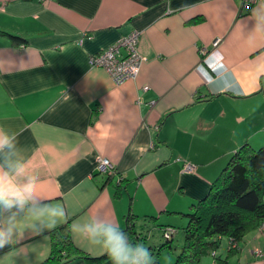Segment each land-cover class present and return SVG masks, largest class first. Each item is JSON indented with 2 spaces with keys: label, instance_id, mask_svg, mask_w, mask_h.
Returning a JSON list of instances; mask_svg holds the SVG:
<instances>
[{
  "label": "crops",
  "instance_id": "0c3cea01",
  "mask_svg": "<svg viewBox=\"0 0 264 264\" xmlns=\"http://www.w3.org/2000/svg\"><path fill=\"white\" fill-rule=\"evenodd\" d=\"M257 2L0 0V127L17 134L37 196L65 206L67 220L56 227L66 224L77 251L104 254L71 228L94 216L136 231L139 218L165 213L166 224L183 227L178 212L207 192L228 158L243 143L264 145ZM132 30L140 31L141 62L116 83L91 56ZM98 157L114 173L98 172ZM53 229L25 231L26 255L5 248L0 264H42ZM220 243L215 255L226 264H264L253 252L264 250V230H251L232 251L228 238ZM76 255L68 251L61 264H111Z\"/></svg>",
  "mask_w": 264,
  "mask_h": 264
},
{
  "label": "trees",
  "instance_id": "16d2710c",
  "mask_svg": "<svg viewBox=\"0 0 264 264\" xmlns=\"http://www.w3.org/2000/svg\"><path fill=\"white\" fill-rule=\"evenodd\" d=\"M3 32L15 43L26 42L25 37L19 34ZM178 213L186 218V223L182 228L183 245L174 264H199L201 258L210 253L214 256L215 264H226V258L215 255L221 237L228 238L227 249L232 251V243L241 240L264 222V145L253 148L250 144L243 143L228 158L207 192L192 202L188 210ZM164 226L162 235L166 232ZM128 227L126 232L134 238L137 230L131 224ZM51 234V253L42 264H61L64 259L69 258L68 251L77 253L75 257H84L91 263L108 257L105 253L88 256L77 251L66 224L56 227ZM172 239L173 237H166L164 244L170 246ZM154 264H158V261L155 260Z\"/></svg>",
  "mask_w": 264,
  "mask_h": 264
},
{
  "label": "clouds",
  "instance_id": "9594fccd",
  "mask_svg": "<svg viewBox=\"0 0 264 264\" xmlns=\"http://www.w3.org/2000/svg\"><path fill=\"white\" fill-rule=\"evenodd\" d=\"M252 17L254 30L264 33V0H258ZM230 91L239 94L236 89ZM67 216L63 204L46 202L37 196L36 181L28 175L17 134L0 127V250L8 248L15 256H25L21 244L25 231L39 235L66 221ZM71 228L90 246L102 250L111 264H154L151 250L132 241L112 220L94 216L74 222Z\"/></svg>",
  "mask_w": 264,
  "mask_h": 264
},
{
  "label": "rangeland",
  "instance_id": "374dc122",
  "mask_svg": "<svg viewBox=\"0 0 264 264\" xmlns=\"http://www.w3.org/2000/svg\"><path fill=\"white\" fill-rule=\"evenodd\" d=\"M96 167H97V161H96ZM110 167H112L111 172L114 173L115 168H114V164L112 162H111ZM188 169L189 168L186 167L183 170L186 172H190V170H188ZM98 172H105V171L98 169ZM162 215H164V217H162ZM162 215H160L159 217H155V218L152 216H143L142 219L139 218V222H138L139 226H138L137 234H136L137 237L135 235V237L133 238L132 234H131V237L130 236L129 237L133 241L141 242L146 247H148L152 252L153 261L157 260L158 264H174L176 255L180 251V249L183 245V233H182L183 227L181 225L184 222L182 224L181 223L179 224L178 221H176L177 220L176 219L174 221L175 223L169 222V224H172V225H165L164 226L163 224H166L164 222V219L168 216L165 215V213H163ZM177 216L183 217L182 215H177ZM163 226L166 229L165 235H162ZM257 228L259 230H264V222L259 224V226ZM175 232H177V233H175ZM166 237H173L172 241L170 242V246H166L164 244ZM231 246H232V249H235L237 247V244L232 243ZM222 249H223V244L220 243L219 247L216 249V251L220 252V251H222ZM253 252H254V254H256V252H259L258 253L259 256L256 254L255 255L256 257L257 256L259 258L264 257V250H261L260 248L255 249ZM204 260H205V262H208L210 260L209 264H212V262L214 260V256L212 255V253H210L208 255H204L201 258V261L199 264H203Z\"/></svg>",
  "mask_w": 264,
  "mask_h": 264
},
{
  "label": "built area",
  "instance_id": "2783aa9c",
  "mask_svg": "<svg viewBox=\"0 0 264 264\" xmlns=\"http://www.w3.org/2000/svg\"><path fill=\"white\" fill-rule=\"evenodd\" d=\"M253 1L255 0H247L248 3ZM139 35L140 31L138 30L130 31L117 42L92 55L91 63L104 68L116 83H120L126 78L135 76L141 62V56L136 51ZM217 40L218 39H216L214 43H216ZM121 50H123V52ZM110 166L111 162L109 159L104 157L97 158V169L105 171L104 173H112V167ZM186 167L189 168L188 170H190V172L194 169V165L190 162L184 163L183 169ZM258 253L259 252H256L257 255Z\"/></svg>",
  "mask_w": 264,
  "mask_h": 264
}]
</instances>
